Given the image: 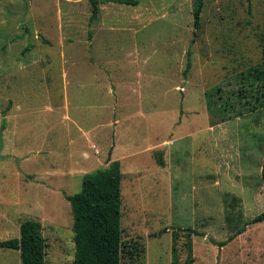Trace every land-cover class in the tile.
Returning a JSON list of instances; mask_svg holds the SVG:
<instances>
[{
    "label": "rangeland",
    "instance_id": "obj_1",
    "mask_svg": "<svg viewBox=\"0 0 264 264\" xmlns=\"http://www.w3.org/2000/svg\"><path fill=\"white\" fill-rule=\"evenodd\" d=\"M98 1L92 22V0H0V240L36 220L45 264H74L68 196L119 160L122 264H172L174 244L179 264H264V222L247 225L264 212V0H202L198 29L199 0Z\"/></svg>",
    "mask_w": 264,
    "mask_h": 264
},
{
    "label": "trees",
    "instance_id": "obj_2",
    "mask_svg": "<svg viewBox=\"0 0 264 264\" xmlns=\"http://www.w3.org/2000/svg\"><path fill=\"white\" fill-rule=\"evenodd\" d=\"M110 1L129 5L137 4L134 0ZM92 2L91 21L93 22L100 16V2L98 0H92ZM202 7L203 2L199 0L194 10L196 29L200 27ZM191 66V52H189L185 73ZM255 75L264 84V64ZM6 123L4 119L2 129L5 128ZM262 177L264 179V161ZM122 183V165L119 160H111L107 167L85 174L81 190L68 196L74 219V264H122ZM260 222H264V212L248 221L247 225ZM244 231L245 228H242L220 245H226ZM46 248L42 225L39 221L32 219L21 224L20 238L0 240V249L20 251L22 264H45ZM172 255V264H179L176 244L173 246ZM185 264H192V259L188 258Z\"/></svg>",
    "mask_w": 264,
    "mask_h": 264
}]
</instances>
